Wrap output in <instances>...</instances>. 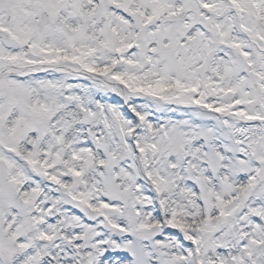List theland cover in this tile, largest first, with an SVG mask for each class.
<instances>
[{
  "label": "snow or ice",
  "instance_id": "6c2138e0",
  "mask_svg": "<svg viewBox=\"0 0 264 264\" xmlns=\"http://www.w3.org/2000/svg\"><path fill=\"white\" fill-rule=\"evenodd\" d=\"M0 264H264V0H0Z\"/></svg>",
  "mask_w": 264,
  "mask_h": 264
}]
</instances>
